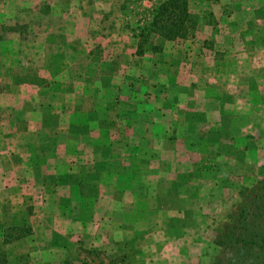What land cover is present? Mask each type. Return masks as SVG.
Segmentation results:
<instances>
[{"label": "rangeland", "instance_id": "374dc122", "mask_svg": "<svg viewBox=\"0 0 264 264\" xmlns=\"http://www.w3.org/2000/svg\"><path fill=\"white\" fill-rule=\"evenodd\" d=\"M161 1L109 0L104 25L98 0H0V34L48 41L53 77L66 81L48 102L64 114L23 106L24 121L47 122L45 138L0 127V264H211L222 254L216 235L264 175V0H187L193 32L137 55ZM94 31L126 44L105 51ZM76 37L79 66L66 59ZM26 81L0 103L31 98L38 84ZM13 226L29 229L3 242Z\"/></svg>", "mask_w": 264, "mask_h": 264}, {"label": "crops", "instance_id": "0c3cea01", "mask_svg": "<svg viewBox=\"0 0 264 264\" xmlns=\"http://www.w3.org/2000/svg\"><path fill=\"white\" fill-rule=\"evenodd\" d=\"M80 1L82 2L83 0H80ZM106 2H109V0H98L99 4L97 5L99 6H95L94 8V11H96V15H98L100 19H102V21L104 22L103 23L104 25L108 23L107 20L109 18L106 12L109 9L108 8L109 5ZM60 29L72 30L73 35L74 33L78 34L75 31L76 28H60ZM105 30L108 31L107 29H104L103 32H105ZM92 34H94L93 36H98L101 38L99 48L105 47V51L108 49H112L113 51V48L117 46L123 47L126 44V42L121 41L118 36H116V38L115 37L110 38L111 40L114 39L113 40L114 43L111 42L112 45L109 44L108 42L106 44L105 41L107 37L106 38L101 37L95 31ZM27 38L26 39L20 38L19 34L12 29L5 30L1 32L0 34V61H1L0 62V82H4V85H3L4 89H2L0 93V100L2 98L1 96L5 95V93L9 89H11V87L14 88L15 86H20L22 83H24L28 79H34V81H36V83L38 84L35 87L36 88L35 94L32 96L28 95V97H31V98L25 99L22 102H20L21 105L18 104V102L16 101L14 94L8 95L9 103H7L6 105L0 103V114L5 113V112L9 114L8 119H6L5 121H0V127H4L5 125H7L8 129L10 130V135H9L10 138H12L13 136H16L17 132L15 130L17 129V127L18 128L22 127V128L30 129V130L33 128L40 130L39 136L41 138H45L44 129L48 127L47 122L41 119L34 120V121L32 120L24 121L23 114L30 112V113H39L41 116H43L50 111H54L57 114H64L65 105L59 103L60 107L58 106L57 108L56 106V109L52 110V105H49L48 102H50V100L57 98V96L58 98H60V95L58 94L60 91H62L64 94V91H66V88H65L66 81L62 83L61 82L62 80L60 78L59 79L56 78L57 73L55 77H53L54 73L52 72V67L49 64L48 57H47V55L49 54L47 50L49 47L48 46L49 42L44 40L40 44L35 45L32 40H29ZM90 43L92 44V42ZM90 43L89 45L91 46ZM80 44H81V41H79L78 38L76 37V38H73L70 44L67 45V48L72 51L71 56L66 55L67 61H69L68 60L69 58L71 59V61H75L77 59L75 50H76V46L77 45L80 46ZM83 45L87 46L88 42L83 43ZM93 46L95 47L96 45L92 44V47ZM22 48L23 50H21ZM32 50L41 51L42 55H40L39 60H37L36 55H34V52L32 53ZM26 52H28V55ZM64 52L65 51H63V54ZM91 52H92V49H91ZM30 53L32 55L31 58L29 56ZM87 53L90 54L89 50L87 51ZM89 57H91V54L89 55ZM63 58L65 60V54ZM105 58H106V61H108V63L112 64V66L114 64V61L117 60V58H115L114 55L113 56L108 55ZM4 60H6V62L9 61L7 65H4V62H3ZM78 61L79 60L77 59V61L72 62V64L75 63L76 66H79L80 62ZM85 72H86L85 70H80V69L77 70L74 78L76 80H80L81 79L80 76H83V73ZM4 74L5 75L8 74L9 77H4ZM91 86H94L93 82H92V85H90V87ZM76 96L81 99L85 98L84 96H80V95L78 96V94H76ZM92 97L93 96L91 97L88 96V98H85V100L87 99L89 101L88 102L89 105L91 104V101L93 100ZM29 102H30V105H32L31 109L30 111H27L25 113L26 110H24L25 109L24 105ZM75 103H76V107H79V105L77 104V100L75 101ZM64 124L65 122L60 120V118L57 119L56 121L57 127L62 128L64 130ZM10 141H12V139H10ZM14 146H15L14 143H12L10 146L8 145L9 149H12ZM2 156L5 158L3 159L5 161H7L8 159V161L10 162V160L12 159V155L10 156V152H8L7 155L6 153L2 154ZM27 172H28V176L30 177L31 175L30 172L29 171ZM10 176L11 174H9L8 177L10 178ZM1 188H4V186L2 185ZM8 189H12V188L8 187ZM14 191L15 190H13L12 192Z\"/></svg>", "mask_w": 264, "mask_h": 264}, {"label": "trees", "instance_id": "16d2710c", "mask_svg": "<svg viewBox=\"0 0 264 264\" xmlns=\"http://www.w3.org/2000/svg\"><path fill=\"white\" fill-rule=\"evenodd\" d=\"M196 21L187 7V0H163L151 11L149 21L140 28L135 53L158 52L164 41L184 38L195 29ZM147 44V45H145ZM238 207L228 214L227 223L216 235L214 244L222 250L211 264H264V175L250 188H244ZM28 227L13 226L3 242L16 239Z\"/></svg>", "mask_w": 264, "mask_h": 264}]
</instances>
